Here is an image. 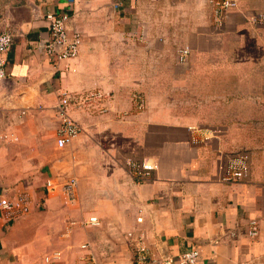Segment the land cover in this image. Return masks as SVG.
I'll return each instance as SVG.
<instances>
[{
    "label": "crops",
    "instance_id": "obj_1",
    "mask_svg": "<svg viewBox=\"0 0 264 264\" xmlns=\"http://www.w3.org/2000/svg\"><path fill=\"white\" fill-rule=\"evenodd\" d=\"M139 1L0 0V25L14 34L0 80V197L22 193L31 203L24 215L0 212V264H88L91 255L95 264H179L191 249L199 250L197 264H264V23L248 25L238 13H264V0H237L210 36L220 42L215 56L245 51V61H231L234 72L183 76L193 83L186 111L203 115L187 121L157 90L115 84L127 78L118 67L167 56V39L127 26V18H149L134 15ZM66 11L82 40L77 57L54 62L41 52L46 15ZM131 33L142 44L127 41ZM63 93L79 99L68 112L80 131L58 149ZM243 151L247 175L223 181L224 156ZM142 161L157 165L145 178L133 171ZM69 179L76 180L71 201L60 186ZM89 217L99 224H85Z\"/></svg>",
    "mask_w": 264,
    "mask_h": 264
},
{
    "label": "rangeland",
    "instance_id": "obj_2",
    "mask_svg": "<svg viewBox=\"0 0 264 264\" xmlns=\"http://www.w3.org/2000/svg\"><path fill=\"white\" fill-rule=\"evenodd\" d=\"M135 7V16L149 15V18H143L142 20L137 17L127 18V26L143 25L146 29L148 27L149 30L147 29V32L151 33V36H162L159 38V41L167 39L166 44H168V47L164 49L167 58L158 55L157 64L147 65L146 63L145 65L147 66L125 65L118 67L120 74L122 72L126 73L127 78L123 82L115 84H119L121 88H125L128 91H136V93L155 89L159 92V101L165 102L166 100L168 103L174 105L175 118L186 121L192 119L198 120V117H203V115H199L197 111L191 110L192 107L187 112V108L183 104V100L191 96V93H188L187 89L192 88L193 84L192 82H183V76L202 73L228 75L234 72V62L241 63L245 61L247 57L245 51L227 49V53L222 58H220V53L219 55H214L220 42L219 40L214 41L210 36L213 37L215 32L219 33L220 30L215 24L214 7L208 0H174L168 3L142 0L139 3H135ZM237 7L238 3L236 8L234 7L233 9L237 10ZM249 12V10L238 12L239 14H243L244 21L248 25V17L246 16ZM199 29L201 31H197ZM199 34H205L206 36L204 35L198 39ZM125 38L130 43L137 42L138 44L141 42L142 44V41L136 39L137 35L134 33L126 35ZM142 39L144 40L143 42L150 43V41ZM148 39L150 40L151 38L148 37ZM227 41L230 45V40L228 39ZM151 45H153V41ZM185 46L189 47L190 51L186 59L179 60L178 55L180 50ZM127 55L128 57H132L134 52H129ZM147 55L149 54L147 53ZM231 61L234 62L232 63ZM138 72L146 74V76H156L157 78L155 81L150 82L146 79L144 81H135L133 74H138ZM195 101L196 107L197 99ZM209 125L212 126V123L209 122ZM197 126L194 127L198 129L199 127Z\"/></svg>",
    "mask_w": 264,
    "mask_h": 264
},
{
    "label": "built area",
    "instance_id": "obj_3",
    "mask_svg": "<svg viewBox=\"0 0 264 264\" xmlns=\"http://www.w3.org/2000/svg\"><path fill=\"white\" fill-rule=\"evenodd\" d=\"M210 3L214 7L215 24L219 29L223 26L226 13L236 8V0H210ZM70 14L68 11L61 13H48L46 19L48 21V42L43 47L41 52L53 59L54 62L72 59L77 57L79 47L81 44V34L78 30L72 28L70 24ZM250 24L264 23V13H258L248 17ZM14 34L8 28L0 25V80L4 79V66L6 53L9 51L13 43ZM190 49L185 46L182 47L178 55L179 60L186 59ZM99 97V95H96ZM79 102L78 97L70 95V93H63L59 99L57 107L55 109L56 115L60 120V127L57 131L56 146L58 149H63L72 141V139L79 133L80 126L69 115V107L73 103ZM4 138L7 136L4 135ZM223 175L222 179L226 182H236L243 179L248 172V155L246 152L229 153L223 158ZM133 171L135 176L145 178L150 172L156 170L157 165L152 161H142L139 164L133 165ZM62 192L71 201L74 196V190L76 187V180L69 179L60 184ZM46 187L48 190H53L54 185L47 181ZM30 199L26 194H17L14 197L2 196L0 197V212L4 213L7 217L12 218L18 215L27 214L30 210ZM140 222L141 218H137ZM85 224L98 225L99 221L96 217H89ZM256 225L254 221L250 222L248 234L250 236L255 235ZM131 236V233L128 234ZM82 249L87 248L86 244L81 245ZM136 258L138 262L142 263L147 258L145 248L137 247ZM199 259V250L191 249L178 256L179 264H197ZM88 264H95L94 257L91 255L88 259ZM172 259H165L160 264H170Z\"/></svg>",
    "mask_w": 264,
    "mask_h": 264
}]
</instances>
